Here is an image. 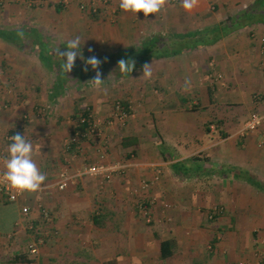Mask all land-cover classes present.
I'll list each match as a JSON object with an SVG mask.
<instances>
[{
    "label": "crops",
    "instance_id": "crops-1",
    "mask_svg": "<svg viewBox=\"0 0 264 264\" xmlns=\"http://www.w3.org/2000/svg\"><path fill=\"white\" fill-rule=\"evenodd\" d=\"M222 1L218 5L221 11L225 9ZM202 7L200 1L187 13L199 16L205 9ZM22 16L21 12L8 10L6 24L16 19L19 23L8 30L0 27V33L13 34L0 36V97L5 95L13 106L21 105L10 111L0 107V170H5L9 134L17 131L26 139L31 135L30 141L34 138L33 159L47 179L38 192L18 193L15 203H0L15 210L9 231L0 232V264L7 259L8 264H264V193L246 180L251 175L264 183V126L257 132L242 134L251 115L264 114V26L242 29L227 38L229 43L212 45H217V50L213 54L216 59L210 63L197 60L185 67L187 62L183 65L177 58L178 66L173 69L174 58L162 60L170 66H164L159 77L154 76L164 97L162 103L152 101L156 94L152 91L146 98L150 111L146 119L151 115L146 129L157 132L161 141H154V133L145 137L138 133L136 124L145 121L139 118L143 108L135 106L136 115L126 125L117 124V147L113 152L117 161L124 156L131 164L125 172L102 183L95 177L75 178L77 170L95 162L90 156L91 141L81 142L80 160L69 156L75 153V145L68 154L62 153L57 104L66 98L64 87L59 89L56 75L51 77L55 60H42L39 54L38 60H26L25 46L18 43L20 37H14L28 33L22 28ZM25 67L35 69L27 73ZM36 67L45 68L40 71H48L50 78L38 75ZM132 102L138 101L131 98L125 104L131 106ZM90 105V114L100 112L99 105ZM23 113L34 130L17 124L16 115ZM112 131L105 137L110 157ZM148 153L154 155L151 161L141 157ZM192 163L197 170L193 178L175 176V164L188 167ZM158 170L162 174L158 192L140 193L141 179ZM63 172L70 182L59 191L56 185ZM169 199L177 202V212L172 214L171 228L159 237L155 234L157 227L139 221L138 212L143 206L150 207L151 212L154 210L153 220L158 221V207ZM23 207L29 209L26 218L21 215ZM39 208L48 211V219L42 218ZM214 210L218 212L212 216ZM24 220L25 228L21 224ZM156 226L164 225L158 221ZM22 232L27 238H11L14 234L22 237ZM31 240L41 241L33 257L26 253ZM16 241L26 242L25 248ZM7 242L10 247L4 252L2 245ZM163 243L167 258H162Z\"/></svg>",
    "mask_w": 264,
    "mask_h": 264
},
{
    "label": "rangeland",
    "instance_id": "rangeland-1",
    "mask_svg": "<svg viewBox=\"0 0 264 264\" xmlns=\"http://www.w3.org/2000/svg\"><path fill=\"white\" fill-rule=\"evenodd\" d=\"M200 1L203 3L205 9H201V13L196 17L195 15L198 14L190 15L189 13L184 11L181 6V0H170V3H168L160 13L150 14L148 17H145L142 12L138 13L135 16L131 13L122 11L118 7L119 0H2L0 1V27L8 30L6 28H12L15 26V24L19 23L18 19H16L15 21L12 20L11 24H6L5 18L8 10H10V13L12 11V13L14 14H18L20 12L23 13V19H21L23 21L21 23H24L22 24L23 30L27 31L28 33L30 30L35 31L34 33H29V36H21L17 34L14 36L20 37L18 43H22L21 45L25 46V49L23 48V51L25 53L26 60H38L39 45L37 44V38L39 35H41L43 43H46L48 45V49L52 50L51 52L54 51L55 53H58L67 51V41L75 38L76 36H80L81 51L83 54H92L99 57H105L124 49L131 48L136 44H140L149 36L169 34L181 31H194L197 29H202L204 27L212 26L214 24H218L225 18L235 16L238 13L242 12L243 9L252 2V0H223L221 4H223V6L225 5V9L221 11L220 7H218V5H220V0ZM58 6H60V11H57ZM213 6L216 7V9H214ZM228 37L229 36L223 38L217 43H229V40H227ZM89 48L93 49V51L89 52ZM215 50H217V45L216 48L215 46L200 48V50L190 51L189 53L178 57V61L183 63V65L185 62H187L185 63L186 65H184L185 67L188 63L194 64V61L197 60L203 61L205 64H207L206 62L210 63L211 60L216 59L215 55H213ZM174 60L176 63L177 58H174ZM60 64H62V59H60ZM177 64L178 62L175 64L173 69L178 66ZM167 65L168 63H166L165 66V61L164 64L159 61L156 64L151 65L153 73L151 79L140 78L143 74V69L137 71L130 77L123 79L114 78L109 73V71H102L101 78L105 81L101 89L93 88V86L89 82L95 75H93L91 79L85 81L84 84L82 83V85H79L74 80H71L69 82L67 81V84H64V95L66 98L62 101L60 100L57 104V116L60 120L59 124L57 125H59V127L61 128L58 130V132L56 131L57 133L60 132L61 134H63H60L61 138L59 139L62 145V153H64V155L68 154L71 145H75V153L69 156L73 157L74 160H80L81 155L79 152L82 150V148L80 147L81 142L91 141L92 143L90 144L92 146V152L90 153V156H92L95 161L94 163L91 162L90 164H86L82 168V170H77L75 173V178L83 177L84 175H80L83 172V169L85 167H88L89 165L95 164L102 155L104 156L103 162L105 164L124 165V169L122 170V172H125L128 169L129 166H126L127 164L131 163H127L125 161V158H122L124 156H121V159L117 161V154L113 153L117 147V132L115 133V131H117V124L126 125L129 119L134 116V114L136 113V108L134 107L137 105L138 109L143 108L142 115L139 118L142 117L145 121V123L139 121L138 124H136L140 128V131L138 130V133H143V137L148 136L150 133H154V141L160 143L161 140L160 136H158V133L154 132L153 130L146 129V126L148 125V123H150L148 121H151V115H148L150 117L146 119V114L149 111V107L146 108V98L148 92L150 95L151 91L152 93L155 92L156 94L154 93L155 95L152 101L154 100V102H157L159 103V105H161V99H163L164 97L157 87L159 81L154 80L156 79L154 78V76L159 77L164 66L165 69L167 67H170ZM41 68L36 67L37 74L42 76V78L48 80L50 78L49 72L45 71L46 73L44 74L40 71ZM30 69L35 68L25 67L27 73ZM73 70L77 73L83 71V68L78 60H76ZM55 74L56 73L52 71L51 77L54 78ZM141 95H143V97H141ZM4 97L5 95L1 96L0 99H3ZM131 98L132 100L135 99L138 102L130 103L131 106L126 105L125 103L129 102ZM3 100L4 101L2 104H0V107L2 108L3 106H5L7 108V111L15 110V108L17 107L21 108V105L18 104L13 106L12 101L8 99L4 98ZM92 101L94 102V104H91ZM117 102H119L122 106L126 105V108H128L129 106V114H127L126 119L122 122L116 120L117 118L113 117L115 113V104ZM89 105L96 106V108L98 105L100 106V109L97 108V111L99 110L100 112L91 113L90 115L91 123L99 131V136L95 137L93 135H88L81 138L79 137V135H81V129H78L79 119H81V112L87 109V106ZM76 108L78 109V111L74 110ZM60 110L62 111L61 113ZM36 113H39L38 110H36ZM23 116L24 113L16 115V117L18 118L17 124H24L31 127L32 125L28 121L29 118L25 119ZM25 121L26 123H24ZM135 121L137 122V120ZM20 128L23 129L24 127ZM111 128H113L112 132H114L112 141L113 154H111L113 158L108 156L109 152L106 148V143H108V140L105 138L106 132H108ZM31 129H33V127H31ZM31 129L28 128L29 131H31ZM118 129L120 128L118 127ZM29 131H27L28 134ZM14 132L18 133L17 131ZM14 132L13 134L10 133L9 136L16 135V133ZM31 134L33 135L34 133ZM30 136L31 135L27 137L28 140H30ZM104 138L106 142L104 141ZM33 140L34 138L31 139V141ZM146 147H149V145H146ZM57 153L61 154L59 148ZM149 155L150 153L141 157H145V159L148 158L151 161L154 155ZM137 157L135 156L136 159ZM148 161L149 160H146V162ZM131 168L134 167L131 166ZM76 169H79V166ZM63 173L66 174V172ZM161 175V172H159L158 170L153 172L150 176H147L149 178L145 177L147 179H141L140 182L142 184V189H139L140 193H152V191L158 192V188L160 187V183L162 181ZM101 181L102 183H104V181L106 182L108 180L101 179ZM135 193H138V189L135 190ZM154 204L153 206L156 205ZM176 206H178L177 202L174 200L172 201V199L164 201L163 205H159L157 216L160 224L164 225L162 227H159L161 225L156 226L158 221L153 220L154 210L151 209V212L149 210L150 207H147V210L145 209L144 212L143 210H140V212H138L137 218L142 224H145V226L147 227H157L158 233L155 234L160 237V233L166 232L171 228L173 219L172 214L177 212ZM209 216L210 213L207 214V217L210 220ZM14 217V206H0V232L6 233L7 231H9ZM22 223L25 224L23 225V227L25 228L27 226V221H21V224ZM28 228L29 230L33 229L32 227L30 229V226ZM31 231L34 233V230ZM31 231L28 232L29 236L32 234ZM14 235H11V238H27L26 234L23 232L22 237ZM188 236H190L189 232ZM24 243L26 242L16 241V244L21 245V248H25L26 245L23 246ZM4 244L2 245L5 246L3 251L7 252L10 245L8 244V242ZM27 255L33 257V255H29L28 253ZM6 258L10 257L7 256ZM5 262H7L8 264L9 259H7V261ZM5 262L2 264H5ZM21 262V264H28L27 261ZM11 264H14V262H11Z\"/></svg>",
    "mask_w": 264,
    "mask_h": 264
},
{
    "label": "trees",
    "instance_id": "trees-1",
    "mask_svg": "<svg viewBox=\"0 0 264 264\" xmlns=\"http://www.w3.org/2000/svg\"><path fill=\"white\" fill-rule=\"evenodd\" d=\"M57 11H60V6L57 7ZM257 25H264V0H252V2L246 6L242 12L235 16L227 17L223 21L212 26L204 27L194 31H181L149 36L140 44H136L131 48L124 49L105 57L95 56L102 61L99 68L100 72L109 71V73L114 78L123 79L128 78L137 71L142 70L145 64H154L167 58H178L189 53L190 51L212 46L221 41L223 38L230 36L242 29H248ZM0 36H3L4 38L6 36L13 37V34L8 35L6 32H4L0 33ZM24 36H29V33H25ZM37 44L39 45L38 52L42 60L49 61L50 59H53L56 61L55 64L52 65V70L56 73L57 86L59 89L61 87L63 88L64 84H67V81L69 82L71 80H74L79 85H82V83L84 84L85 81L91 79L92 76L95 75V71H93L90 66L87 72L83 70L82 72L77 73L72 70L70 73H64L60 64L61 58L57 53L51 55L52 50H49L48 45L43 43L41 35H39L37 38ZM83 56L86 59L93 55L83 54ZM120 59L134 61L135 67L130 74L124 75L119 72L118 61ZM77 60L84 69V61L81 60L79 56L77 57ZM123 107L126 108V105ZM90 115L89 108L81 112L80 117L84 118L85 122L78 129L82 130L88 126V123L91 122ZM104 141L106 142L105 138ZM163 157L165 160L167 159L164 154ZM194 161L195 160L193 158L192 162ZM173 169L175 176L182 174L185 175V177L192 178L197 171L193 163L188 167H185L182 164H175ZM246 180L254 188L264 193V183L258 181L254 176L251 175H248ZM165 248L166 244L163 243L162 258H167L169 256L168 253L164 252Z\"/></svg>",
    "mask_w": 264,
    "mask_h": 264
},
{
    "label": "clouds",
    "instance_id": "clouds-1",
    "mask_svg": "<svg viewBox=\"0 0 264 264\" xmlns=\"http://www.w3.org/2000/svg\"><path fill=\"white\" fill-rule=\"evenodd\" d=\"M168 3H170V0H119L118 7L126 13L136 16L142 12L145 17H148L150 14L160 13ZM199 4L200 0H181V6L186 12H192ZM66 48L67 51L57 53L62 59V71L66 74L70 73L79 56L84 61L85 67L83 70L85 72L89 70V66L95 71V76L89 82L93 88L101 89L105 81L101 78L102 73L99 71L102 61L95 55L84 58L81 51L80 36L68 40ZM88 51L92 52L93 49L89 48ZM134 67V61L125 59L118 61V70L121 74H130ZM152 76L151 64H145L140 78L151 79ZM9 139L11 142L7 149L8 155L4 160L5 170L0 174V184H5L20 194L38 192L47 177L41 172L33 159L34 149L32 142L26 139L25 135L19 133Z\"/></svg>",
    "mask_w": 264,
    "mask_h": 264
},
{
    "label": "built area",
    "instance_id": "built-area-1",
    "mask_svg": "<svg viewBox=\"0 0 264 264\" xmlns=\"http://www.w3.org/2000/svg\"><path fill=\"white\" fill-rule=\"evenodd\" d=\"M127 114H129V106L128 108H124L122 105H120L119 102H117L115 104V113L113 115L114 118H117L116 120L118 121H123L126 119ZM91 118V117H90ZM85 122L84 118H81L79 120V124L78 127H80L83 123ZM109 123V122H108ZM264 126V114H253L250 116V118L248 119V121L245 123L244 128L242 130V134H249V133H254L257 132L260 128H262ZM88 135H93L95 137L99 136V131L95 128V126L89 122L88 126L86 128H83L81 130V135H79V137H84V136H88ZM75 141V140H73ZM1 151H0V155H1ZM103 158L104 156H100V158L97 160V162L95 164L89 165L88 167H85L83 169V172L80 175H84V176H92V177H96V178H100V179H105V180H109L111 179L114 175H116L117 173L122 172V170L124 169V165H120V164H115V165H109V164H105L103 162ZM3 171L0 170V174H2ZM70 182L69 177L65 174V173H61L59 175V181L56 185L57 189L59 191H64L67 187L68 184ZM17 192L13 189H11L10 187L6 186L5 184H0V203L3 204H11V203H15L17 200ZM147 210L146 206L142 207V210L144 212V210ZM40 212H41V216L44 219H48L49 217V213L47 210L43 209V208H39ZM218 210H214L212 216L214 215V213H217ZM29 214V209L26 207H23L21 209V215L23 218H26ZM212 216H210L209 218L211 219ZM41 244L40 240H31L29 242V244L27 245L26 248V252L29 255H36L37 254V250L39 248V245Z\"/></svg>",
    "mask_w": 264,
    "mask_h": 264
}]
</instances>
